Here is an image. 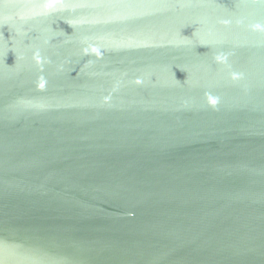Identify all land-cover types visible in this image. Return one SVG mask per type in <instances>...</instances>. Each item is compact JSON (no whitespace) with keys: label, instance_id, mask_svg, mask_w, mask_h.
Masks as SVG:
<instances>
[{"label":"water","instance_id":"water-1","mask_svg":"<svg viewBox=\"0 0 264 264\" xmlns=\"http://www.w3.org/2000/svg\"><path fill=\"white\" fill-rule=\"evenodd\" d=\"M0 264H264V0H0Z\"/></svg>","mask_w":264,"mask_h":264}]
</instances>
